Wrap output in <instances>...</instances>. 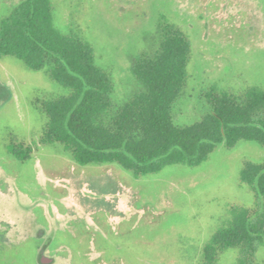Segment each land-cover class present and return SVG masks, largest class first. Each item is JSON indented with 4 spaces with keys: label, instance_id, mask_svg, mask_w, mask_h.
<instances>
[{
    "label": "rangeland",
    "instance_id": "374dc122",
    "mask_svg": "<svg viewBox=\"0 0 264 264\" xmlns=\"http://www.w3.org/2000/svg\"><path fill=\"white\" fill-rule=\"evenodd\" d=\"M18 1L0 0V18ZM52 2L55 24L92 44L119 97L135 88L130 57L158 15L178 23L192 50L186 92L174 107L182 122L199 118V95L211 87L264 86V0ZM64 93L45 70L0 57V229L10 244L0 251V264H37L39 231L56 239L52 264H78L83 257L88 264H202L204 245L231 209L254 205L240 171L244 161L264 158L256 142L220 145L198 167L170 165L138 177L113 163L79 165L60 144L40 143L47 121L42 103ZM9 142L32 145L30 158L15 159ZM83 230L89 235L84 252L73 247L82 248ZM237 255L228 248L216 264H236ZM256 260L264 264V244Z\"/></svg>",
    "mask_w": 264,
    "mask_h": 264
},
{
    "label": "trees",
    "instance_id": "16d2710c",
    "mask_svg": "<svg viewBox=\"0 0 264 264\" xmlns=\"http://www.w3.org/2000/svg\"><path fill=\"white\" fill-rule=\"evenodd\" d=\"M191 51L188 34L160 13L130 57L135 88L119 97L111 70L97 63L92 44L73 28L55 24L52 0H19L0 18V57L45 70L66 89L42 103L47 121L40 143L60 144L79 165L113 163L135 177L170 165L198 167L218 146L230 149L239 140L264 148V86L211 87L199 95V118L177 119L174 107L186 92ZM6 150L23 162L33 147L9 142ZM240 180L255 193V203L231 209L228 222L204 245L202 264H216L228 248L237 249L236 264H260L264 158L244 161Z\"/></svg>",
    "mask_w": 264,
    "mask_h": 264
},
{
    "label": "flooded vegetation",
    "instance_id": "af4514ba",
    "mask_svg": "<svg viewBox=\"0 0 264 264\" xmlns=\"http://www.w3.org/2000/svg\"><path fill=\"white\" fill-rule=\"evenodd\" d=\"M5 233H6V231H2L0 229V251L1 250H9L8 247H10V244L6 243ZM42 233H43L42 231H39L37 233L36 237L33 239V241L36 242V245H35L36 246V260H38V256L42 254L48 258H51V261L49 263H45V264H50L51 262L54 261V257L50 253V251L53 248L56 239H54V238H43ZM76 234H73V236L76 237L77 236ZM82 241H83V243L81 244L82 248L78 244L73 246V247L84 252L86 243L89 244V235L85 230H83ZM75 242H76V240H75ZM81 260L82 261L78 262V264H88L84 257L81 258ZM37 264H39V263H37Z\"/></svg>",
    "mask_w": 264,
    "mask_h": 264
},
{
    "label": "water",
    "instance_id": "95a60500",
    "mask_svg": "<svg viewBox=\"0 0 264 264\" xmlns=\"http://www.w3.org/2000/svg\"><path fill=\"white\" fill-rule=\"evenodd\" d=\"M45 259V260H44ZM51 261V258L46 257L45 255H39L38 256V263L39 264H45V263H49Z\"/></svg>",
    "mask_w": 264,
    "mask_h": 264
}]
</instances>
